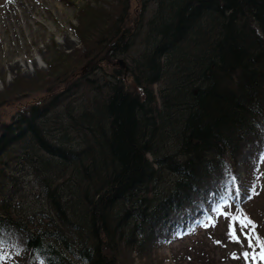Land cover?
<instances>
[{
  "label": "trees",
  "instance_id": "16d2710c",
  "mask_svg": "<svg viewBox=\"0 0 264 264\" xmlns=\"http://www.w3.org/2000/svg\"><path fill=\"white\" fill-rule=\"evenodd\" d=\"M150 1L162 19L148 22L152 40L125 74L114 61L118 70L107 82L75 73L79 66L99 72L97 58L108 63L133 46L128 29L118 31L124 0L105 2L112 16L85 1L73 30L83 52L48 65L55 76H16L0 91V107L40 93L0 124V172L8 148L18 142L33 143L50 159L39 164L50 175L43 186L50 217L21 220L2 211L1 202L0 254L19 251L15 264H126L137 239L151 246L174 219L185 225L204 216L211 187H229L244 152L238 196L244 205L258 198L246 187L253 179L248 162L264 161V0ZM103 29L113 31L111 40L103 41ZM75 96L85 104L66 113L65 126L76 148L48 137L44 128L47 117ZM170 140L176 154L164 149ZM164 173L167 191L157 194ZM216 209L205 218L212 220ZM215 223L206 231L212 240ZM194 260L215 264L202 251Z\"/></svg>",
  "mask_w": 264,
  "mask_h": 264
},
{
  "label": "rangeland",
  "instance_id": "374dc122",
  "mask_svg": "<svg viewBox=\"0 0 264 264\" xmlns=\"http://www.w3.org/2000/svg\"><path fill=\"white\" fill-rule=\"evenodd\" d=\"M85 1L95 4L96 7L105 8L111 16L115 14L114 10L105 5V2L109 0H0V91L9 88L16 76L24 80H31L38 74L47 77L55 76L54 71L49 72L48 65H56L57 59L76 49L83 52L73 30L77 24V10ZM121 9L122 19L118 31L128 29V36L131 37L133 46L125 54L111 58L108 63L99 61L100 59L96 57L94 63L98 69L100 68L99 72L92 74L83 66H79L78 72L74 71L80 78L98 77L99 81H110V74L113 69H117L111 67V62L122 61L124 66L130 69L133 61H137L144 50V44L152 40L151 35L148 34V22L152 21L154 25L162 19L160 18L162 15L158 14L157 4L150 0H124ZM107 30L103 29L105 38L103 41L112 37L113 31L110 30L108 33ZM91 34L90 32L89 40L93 38ZM119 69L121 71V68ZM39 94H32L1 106L0 124L15 119L24 106L35 101ZM84 104L83 97L75 96L70 98L69 105L66 107L63 105L55 109L44 122L47 136L59 143H64L67 147L76 148L77 141L71 143L67 141L73 136L66 131L65 118L66 113L73 114ZM164 149L171 153L177 152V147L172 140L165 143ZM7 151V157L3 160L6 166L0 172V205L4 202L1 206L2 211L8 209L12 217L21 220L33 215L50 217L43 187L45 179L50 175L39 170L40 162L50 159L36 152L34 144L28 141L18 142L10 146ZM247 157L248 153L244 152L242 157L236 159V174L229 181L230 185L227 189L221 191L219 186L211 187L206 203L203 205L204 216H192L190 220L187 219L185 225L179 219H174L170 224V230L162 231L160 240L152 242L151 246L137 239L134 244L136 247H131V252L125 257L126 264H194L196 263L194 259L200 251L208 253L215 264H236L237 261H241L242 264H261L260 261H246L241 257L245 251L257 255L260 251L258 244L249 248L248 239L242 238L241 242L237 243L229 237L230 226L234 224L235 217L244 214L250 216L255 222L256 236L260 237L259 232H264V161L251 160L250 164L248 162L253 169L251 174L253 179L246 188L255 189L253 193L258 195V198L244 205L238 196L241 191L238 188L243 187L241 182L244 178L240 164ZM246 175L248 177V174ZM169 180L170 177L164 173L161 183L154 187L157 194L167 191ZM67 193L64 191L61 196ZM246 194L249 195L248 192ZM227 201L230 207L223 208ZM215 207L219 209L214 218L206 219L205 214ZM192 210L197 212L198 208L194 207ZM52 218L55 217L52 216ZM212 221L217 225L213 240L206 233ZM127 234L125 232L124 236ZM153 236H158V232L155 231ZM223 236L227 237L226 241L221 238ZM18 256L19 251L7 250L0 254V264H15V257Z\"/></svg>",
  "mask_w": 264,
  "mask_h": 264
},
{
  "label": "snow or ice",
  "instance_id": "6c2138e0",
  "mask_svg": "<svg viewBox=\"0 0 264 264\" xmlns=\"http://www.w3.org/2000/svg\"><path fill=\"white\" fill-rule=\"evenodd\" d=\"M229 218L232 219V217ZM229 237L237 243L241 242L242 238L248 239L249 248L254 244H258L260 251L257 255H252L250 252L245 251L241 254V257L246 261H260L261 264H264V237L256 236L255 222L250 216L247 214L236 216L234 224L230 226Z\"/></svg>",
  "mask_w": 264,
  "mask_h": 264
},
{
  "label": "water",
  "instance_id": "95a60500",
  "mask_svg": "<svg viewBox=\"0 0 264 264\" xmlns=\"http://www.w3.org/2000/svg\"><path fill=\"white\" fill-rule=\"evenodd\" d=\"M116 64L123 70L124 74L126 72V67L124 66V63L122 61H116ZM83 68L81 69V71Z\"/></svg>",
  "mask_w": 264,
  "mask_h": 264
},
{
  "label": "bare ground",
  "instance_id": "6f19581e",
  "mask_svg": "<svg viewBox=\"0 0 264 264\" xmlns=\"http://www.w3.org/2000/svg\"><path fill=\"white\" fill-rule=\"evenodd\" d=\"M16 4V3H15ZM17 5V4H16ZM6 7H8V6H6ZM41 61V60H40ZM39 63V62H38Z\"/></svg>",
  "mask_w": 264,
  "mask_h": 264
}]
</instances>
